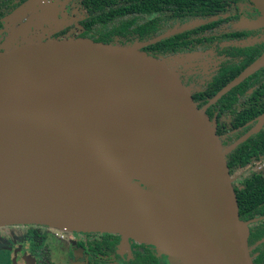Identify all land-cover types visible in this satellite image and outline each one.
<instances>
[{
	"label": "water",
	"instance_id": "water-1",
	"mask_svg": "<svg viewBox=\"0 0 264 264\" xmlns=\"http://www.w3.org/2000/svg\"><path fill=\"white\" fill-rule=\"evenodd\" d=\"M250 1L260 17L241 21V28L264 25V0ZM45 2L28 0L13 13L10 20H26L12 37L43 26L55 12ZM217 20H193L134 45L43 37L7 44L0 52V227L118 234L152 245L170 264H254L227 154L260 130L264 113L226 148L206 110L262 68L264 54L199 107L176 68L191 55L157 58L142 50ZM94 117L112 121L125 143L105 163L100 183L106 189H94L96 180L73 185L76 163L57 164L60 182L34 169L59 143L72 153L69 140ZM50 157L59 159V151Z\"/></svg>",
	"mask_w": 264,
	"mask_h": 264
},
{
	"label": "flooded vegetation",
	"instance_id": "flooded-vegetation-1",
	"mask_svg": "<svg viewBox=\"0 0 264 264\" xmlns=\"http://www.w3.org/2000/svg\"><path fill=\"white\" fill-rule=\"evenodd\" d=\"M112 1L46 0L42 7L53 5L55 12L46 22H43L40 28L41 34L46 39L98 40L99 34L86 28L88 24L95 23L93 18H90V11L94 13L101 7L110 9L114 8V5L118 7L124 5L125 10L130 8L134 11L159 10V13L155 14L134 12L124 16L129 19L132 30L125 35L115 36L113 40H108V43L114 44L134 45L150 42V39L144 42L133 40L139 29L146 26V22L153 23L159 37L190 21L200 19L188 15L178 17L168 13L172 9V4L176 5L177 0H114L112 5L107 6ZM27 2L28 0H0V52L3 51L6 39L9 37V28L14 26V30L26 20L23 18L19 23L20 19L10 20V18ZM187 2L189 5L180 4L182 11L183 8L187 11L194 9L195 0H187ZM221 2L224 10L219 15L213 16L218 18L217 21L209 23H216V25L203 30H200V26L176 34L175 36L183 34L185 36L177 40L178 47L168 55H191L187 62L178 64L176 68L182 82L190 89L193 100L199 107L205 106L218 92L216 90L241 65L251 60L252 63L264 54V25L257 28H241L243 26L241 21H254L260 17V13L251 1L222 0ZM156 3L160 4L155 5ZM141 5L142 8H140ZM161 12H167V14H161ZM110 17L111 22L114 23L121 18L118 14H111ZM155 31L149 32L148 35L155 34ZM147 47L142 50L148 55L157 58L168 57L147 50ZM263 110L264 66L226 93L215 104L210 105L206 114L215 124L216 133L222 144L228 148L256 127L257 118L264 113ZM255 111L260 112L259 115L250 118L249 116ZM263 130L264 124L257 133L251 134L234 149ZM259 144L260 140L255 146ZM261 147L264 148V141ZM245 167L237 168L232 172V185L235 188L245 178H256L258 179L256 198L264 201V152L253 157ZM261 210L264 211V202L259 212ZM244 221L248 222L247 245L253 263L264 264V213L255 214L253 218ZM8 230L10 234H4ZM65 248L66 253L65 250H58ZM0 264L170 263L167 257L158 253L152 245L131 238H123L118 234L67 231L29 224L0 227Z\"/></svg>",
	"mask_w": 264,
	"mask_h": 264
},
{
	"label": "trees",
	"instance_id": "trees-1",
	"mask_svg": "<svg viewBox=\"0 0 264 264\" xmlns=\"http://www.w3.org/2000/svg\"><path fill=\"white\" fill-rule=\"evenodd\" d=\"M222 0H195L193 5V10L187 11L185 8L180 6V4L184 3L182 6L189 5L187 0H177L176 5L172 4V9L168 11V13H172L175 16L183 17V16H191L193 18H200V19H209L213 16H217L224 10V6H222ZM114 0L109 3L107 6L112 5ZM141 4V3H140ZM139 4V5H140ZM160 3H156L155 5H159ZM124 5H114V8L106 9V8H99L94 13L90 11V18H93V22L86 26L87 30L96 31L100 38L98 42L108 43V40H113L115 36L125 35L126 33L130 32L132 28L130 27L129 19L124 18L129 14L134 12H140L141 14H155L159 13V10H136L134 11L133 8L128 10L123 9ZM142 8V5L140 6ZM157 11V12H156ZM111 14H118L121 18L117 22H111ZM161 14H167V12H161ZM97 23V24H96ZM153 23L146 22V26L144 28L139 29L137 36L133 38V40H140L141 42L147 41L150 39L154 40L157 38L158 33L155 31V26L152 25ZM216 23L206 24L200 27V30L208 28L210 26H214ZM155 31V34L148 35L149 32ZM183 35H177L169 38L162 39L158 42L152 43L147 45V50L158 52L162 55L168 56L169 53H173V51L178 47L177 40L183 38ZM122 45V44H121ZM132 45V44H131ZM165 56V57H166ZM252 61V60H251ZM248 61L241 65L239 69L232 74L231 77L225 81L219 89H221L224 85H226L229 81L234 79L245 67L251 63ZM232 93V92H231ZM229 93V94H231ZM264 111V110H263ZM260 112L255 111L249 117H254L259 115ZM260 140L259 146H255ZM264 141V130L261 131L258 135L250 138L245 143L241 144L236 149L231 150L227 154V165L229 167L230 176H232V172H234L237 168H244L247 166L253 157H256L258 154H263L264 148L261 147L262 142ZM246 168V167H245ZM257 181L256 178H245L240 184L234 188L236 193L237 204L239 208V217L241 220L251 219L255 216V214H260L261 212L264 213L263 210L259 212L261 208H263V200L257 199ZM259 195V193H258ZM256 198V199H255Z\"/></svg>",
	"mask_w": 264,
	"mask_h": 264
},
{
	"label": "bare ground",
	"instance_id": "bare-ground-1",
	"mask_svg": "<svg viewBox=\"0 0 264 264\" xmlns=\"http://www.w3.org/2000/svg\"><path fill=\"white\" fill-rule=\"evenodd\" d=\"M104 138H107L108 141ZM69 143L75 147L72 153L68 155V146L59 143L48 149L53 150L39 156L34 162V169H45L46 172L43 174L45 179L53 182H60L61 173L57 170V164L60 162L64 165L76 163L74 169L70 172L72 177L71 183L73 185L83 186V179L89 182L96 180L97 183L93 185L94 189H106V187L100 183V181L102 182V171L106 168L105 163L111 158H114L117 153L125 150L123 136L114 123L107 118L94 117L88 124L87 130L73 137L69 140ZM87 143L92 148L91 150L85 149ZM53 151H59V159H52L50 157ZM67 155L73 160L68 162L66 160Z\"/></svg>",
	"mask_w": 264,
	"mask_h": 264
},
{
	"label": "rangeland",
	"instance_id": "rangeland-1",
	"mask_svg": "<svg viewBox=\"0 0 264 264\" xmlns=\"http://www.w3.org/2000/svg\"><path fill=\"white\" fill-rule=\"evenodd\" d=\"M18 21L20 23L22 20L20 19ZM190 22H192V21H190ZM190 22H188V23H190ZM13 28H14V26H11V28H9V31H8L9 37L6 39V42L4 44V47L7 44H9V45H15V44H17L18 45V44H22V43L34 41V40H36V39L44 36V35L41 34V30H40L39 26L38 27L30 26V27H28V29L25 32H23V33L15 36V37H12L13 36V33H14L13 31L15 29H17V28H15L13 30ZM4 234H10V230L4 232ZM58 250H61V251L65 250V253L67 252L66 248L65 249H58Z\"/></svg>",
	"mask_w": 264,
	"mask_h": 264
}]
</instances>
